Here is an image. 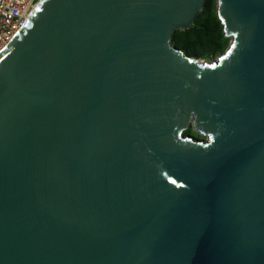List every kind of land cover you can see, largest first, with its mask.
Masks as SVG:
<instances>
[{"label":"water","instance_id":"obj_1","mask_svg":"<svg viewBox=\"0 0 264 264\" xmlns=\"http://www.w3.org/2000/svg\"><path fill=\"white\" fill-rule=\"evenodd\" d=\"M205 1L43 0L0 53V264H264V0L214 62Z\"/></svg>","mask_w":264,"mask_h":264},{"label":"trees","instance_id":"obj_2","mask_svg":"<svg viewBox=\"0 0 264 264\" xmlns=\"http://www.w3.org/2000/svg\"><path fill=\"white\" fill-rule=\"evenodd\" d=\"M218 0H206L195 24L186 31H175L171 43L189 58L205 62L217 61L230 48L232 39L226 37L217 12ZM195 139L204 138L193 127L184 132Z\"/></svg>","mask_w":264,"mask_h":264},{"label":"built area","instance_id":"obj_3","mask_svg":"<svg viewBox=\"0 0 264 264\" xmlns=\"http://www.w3.org/2000/svg\"><path fill=\"white\" fill-rule=\"evenodd\" d=\"M43 0H0V53L14 40Z\"/></svg>","mask_w":264,"mask_h":264},{"label":"rangeland","instance_id":"obj_4","mask_svg":"<svg viewBox=\"0 0 264 264\" xmlns=\"http://www.w3.org/2000/svg\"><path fill=\"white\" fill-rule=\"evenodd\" d=\"M204 62H205V61H204ZM205 139H206L205 137H204V138H201V139H200V138H198V140H202V141H204Z\"/></svg>","mask_w":264,"mask_h":264}]
</instances>
